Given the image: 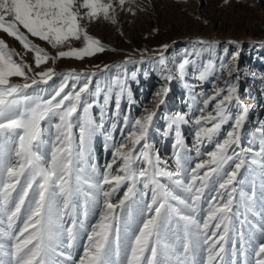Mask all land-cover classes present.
Segmentation results:
<instances>
[{
  "label": "snow or ice",
  "instance_id": "obj_1",
  "mask_svg": "<svg viewBox=\"0 0 264 264\" xmlns=\"http://www.w3.org/2000/svg\"><path fill=\"white\" fill-rule=\"evenodd\" d=\"M125 2L119 0L121 6ZM112 10V0H0V32L17 40L25 54L31 52L34 59V64L25 62L20 52L0 39V225H6V228L0 227V239L10 242H0V264H62L59 258L65 257V252L60 250L65 246L63 237L66 235L69 241L77 239L75 221L71 227H65L64 218L75 210L74 197L85 185L92 190L86 195L90 194L103 210L98 222L90 228L78 264H115L113 257L120 255L121 223L129 241L126 264H172L173 261L196 264L194 256L201 248L206 252L203 264L224 261L233 217L238 215L233 211L237 192L234 183L251 151L240 148L249 107L240 103L236 83L226 82L225 87L216 88L209 96L199 94L204 98L203 107L198 109L200 115L194 121L196 155L201 156L199 149L206 143L214 144V150L204 153L206 159L185 169L177 151L178 168L169 170L149 142L156 112L145 110L142 117L131 122L124 118V128L128 131L122 132L121 141L112 144V163L106 166L104 173H99L91 164L90 174H85L86 156L97 133L103 129V120L97 122L91 109L107 106L112 88L107 90L103 105H99L98 100L90 103L83 96L89 89V74L73 71L63 74L61 83L51 91H28L34 85L47 84L56 75L51 67L39 72L34 70L49 60L55 63L61 58L84 59L105 51L106 46L88 33L85 22L103 18L116 23L110 14ZM30 37L59 50L52 55ZM81 40L82 47H72L73 41ZM167 47L164 45V50ZM193 51L199 57L200 52L195 48ZM128 62L131 61L125 63ZM159 63L167 71L163 76L165 81L183 79L189 66L195 65L188 55L175 65L174 71L167 69L163 54ZM225 67L221 62L220 69ZM216 69L211 60L201 63L197 67L199 80H207ZM13 78H22L24 82L15 83ZM131 79H136L135 72ZM234 79L238 81L239 76ZM69 80L75 83L69 86ZM115 85L119 89L115 97L119 111L121 98L125 92L131 97V91L127 77L117 78ZM168 91L167 87L163 88V95ZM212 101L215 104L208 111ZM160 102L162 104L163 99ZM234 109H238L235 114ZM166 119L168 130L175 131V144L184 148L180 128L189 123L187 114L176 113ZM230 120L233 121L230 130L219 138L223 125ZM115 127L114 123L112 128ZM259 132L260 150L250 163L264 170V124ZM106 139H113L111 133ZM113 164L118 166L116 174L112 172ZM97 175L99 179H95ZM210 182L216 194L202 208ZM138 184L145 190L151 186V196L150 202L141 209L142 219L135 224ZM122 185L126 186V191L114 203L112 197ZM144 195L147 193L142 192L141 196ZM239 197L247 211L254 210L255 191L250 194L241 191ZM261 211L264 212V204ZM22 212L25 218L18 227ZM243 223L241 221V225ZM260 231L264 233V227ZM238 235L242 242L239 251L245 256L243 264H247V250L243 245L250 241L244 240L242 230ZM177 241L181 242L179 249ZM231 254L236 256L235 247ZM254 256L255 264H264V239L254 249ZM67 259L72 257L68 255ZM231 264H236L235 259Z\"/></svg>",
  "mask_w": 264,
  "mask_h": 264
},
{
  "label": "rangeland",
  "instance_id": "obj_2",
  "mask_svg": "<svg viewBox=\"0 0 264 264\" xmlns=\"http://www.w3.org/2000/svg\"><path fill=\"white\" fill-rule=\"evenodd\" d=\"M113 10L110 12L116 19V23L103 18L85 22L87 31L94 38L99 39L106 50L84 59L61 58L55 61L49 60L46 65L35 68L36 72L46 68H54L56 75L47 84L34 85L28 91H51L62 81L63 74L76 72L89 74L90 83L87 93L83 96L88 101H99L103 105L104 96L109 88H112V97L107 106H94L91 109L93 118L100 122L103 120V129L97 133L89 146V155L86 156L85 174H90L89 165L94 164L99 173L106 171V166L112 163V144L122 140L124 118L131 122L145 114V110L155 111L152 127L149 130V142L154 145L153 151L158 152L160 160L166 162L169 170L178 168L176 153L179 152L181 162L185 169L193 167L200 159H206L207 151L214 150L213 143H206L200 147L201 156H197V142L195 138V119L200 115L199 108L203 107L199 94L205 96L214 94L216 88L225 87L226 82L237 84L240 103L249 107L248 119L241 131L240 148L251 149L246 155V163L240 169L234 186L237 192L234 194L233 211L238 215L233 217V230L229 233V242L225 245L224 261L222 264H231L235 259L236 264H243L245 256L240 254L242 246L239 231L245 233L244 243L246 248L247 264H255L254 249L264 239V233L260 231L264 227V212L261 211L262 195H264V170L259 165H253L250 161L255 153L260 150L261 124H264V0H126L121 6L119 0H112ZM83 11V10H82ZM0 39H4L10 48H14L23 55L25 62L34 64L33 54L25 50L22 45L12 37L0 32ZM35 43L45 48L50 54L55 55L59 49H52L46 42L30 37ZM203 40L209 43L199 44ZM167 45V50L163 46ZM83 41H73L72 47H82ZM200 52L196 56L193 49ZM66 50V47L65 49ZM163 54L167 61V69L173 70L175 65L182 61L186 55L195 61V65L189 66V70L183 79L165 81L163 76L167 74L165 66L159 63V57ZM234 57V58H233ZM211 60L216 64V71L207 80H199L197 67L201 63ZM126 61H131L125 63ZM223 62L226 67L220 69ZM107 66V67H106ZM229 70L231 75H229ZM136 73V79H131V74ZM94 73V75H92ZM239 76V80L234 78ZM131 91V97L127 92L120 100L119 111L116 109L115 97L119 90L115 85L117 78L125 79ZM15 83H23L22 78H13ZM83 79L80 81L82 84ZM75 83L69 80V86ZM79 87V85L77 86ZM167 87V95H163V88ZM68 89H66L67 91ZM161 99L163 103L161 104ZM215 101L208 106L211 111ZM238 111L234 109L233 113ZM176 113L187 114L189 123L181 125L180 132L184 141V148L175 144V131L167 128V116ZM115 123V129L112 125ZM233 121L223 125L219 138H223L230 130ZM168 132L167 136L163 135ZM111 133L112 140L106 139ZM236 148V151H240ZM47 150V149H45ZM172 155V156H171ZM171 156V157H168ZM165 166L164 163L161 164ZM118 171L117 164H113L112 172ZM95 179H99L97 175ZM107 187V186H106ZM218 187V186H217ZM139 191L136 199L139 202L135 206L134 219L138 224L142 219L141 209L144 204L150 202L151 186L145 190L137 185ZM89 190L85 185L81 193L74 197L75 213L78 220L75 221L77 239L69 241L63 237L64 245L60 250L65 252V257H60L62 264H78L83 256L84 247L87 244V235L93 224L98 222L99 214L103 210L101 205L92 200L91 195H86ZM126 186L122 185L112 201L118 202ZM250 194L256 192V205L253 211L246 210L240 203V192ZM142 192L147 195L141 196ZM216 194L210 182L205 190L202 200V208L207 206L209 198ZM102 199V198H101ZM119 213V209L117 210ZM255 213H260L259 215ZM123 217V214H120ZM246 217V219H245ZM25 214L22 212L21 221L17 226H22ZM241 221H244L241 225ZM64 226L71 227L72 219L64 218ZM121 248L120 255L114 256L115 264H126L129 241L125 238L124 224L121 223ZM5 227L6 225H0ZM131 235V230H129ZM173 240L175 236L171 237ZM114 239V238H113ZM0 242L10 243L5 239ZM71 243V247L66 245ZM177 241V248L180 247ZM233 247L236 256H232ZM72 257L71 260L67 256ZM148 253L145 254V259ZM206 252L203 248L197 250L194 256L196 264H203ZM159 259V257H158ZM175 264V261L172 262Z\"/></svg>",
  "mask_w": 264,
  "mask_h": 264
},
{
  "label": "bare ground",
  "instance_id": "obj_3",
  "mask_svg": "<svg viewBox=\"0 0 264 264\" xmlns=\"http://www.w3.org/2000/svg\"><path fill=\"white\" fill-rule=\"evenodd\" d=\"M172 156V155H171ZM171 156H168V157H171ZM75 201V200H74ZM69 217H71V219H72V222L73 221H77L78 220V214L77 213H75V211H73L70 215H69Z\"/></svg>",
  "mask_w": 264,
  "mask_h": 264
}]
</instances>
